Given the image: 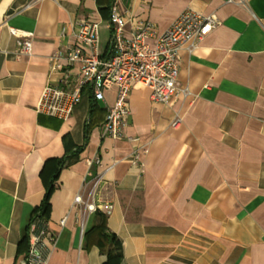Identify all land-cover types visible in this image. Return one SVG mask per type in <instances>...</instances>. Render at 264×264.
<instances>
[{"label": "crops", "instance_id": "obj_1", "mask_svg": "<svg viewBox=\"0 0 264 264\" xmlns=\"http://www.w3.org/2000/svg\"><path fill=\"white\" fill-rule=\"evenodd\" d=\"M100 6L0 0V264H22L34 211L59 169L50 264H106L110 235L121 264H264V0H115L129 31L149 21L161 34L186 9L222 22L191 55L181 53L179 82L191 96L154 105L149 89H134L119 139L103 136L117 87L98 102L84 91L67 121L36 110L59 78L50 57L72 44L80 20L105 24L108 50ZM10 28L34 34L30 57L18 55ZM97 175L99 213L75 203L78 195L87 201Z\"/></svg>", "mask_w": 264, "mask_h": 264}, {"label": "built area", "instance_id": "obj_2", "mask_svg": "<svg viewBox=\"0 0 264 264\" xmlns=\"http://www.w3.org/2000/svg\"><path fill=\"white\" fill-rule=\"evenodd\" d=\"M128 22L127 16L114 6L107 22L111 38L106 52L102 48L100 22L80 20L76 24L72 44L50 57V74L57 73L59 78L44 87L36 108L39 114L67 121L82 101L84 91L90 89L98 102L105 99L106 89L117 87V100L108 108L103 136L119 139L132 114L130 98L134 89H149L154 105H169L175 99L191 96L189 88L179 82L181 53L187 51L191 55L222 24L219 17L186 9L161 34L149 21H137L130 31ZM10 31L17 39L18 55L30 57L34 34L16 28ZM180 123L178 115L173 126ZM96 164H100L99 158ZM101 181L102 175H97L87 201L78 195L75 203L96 212L94 197ZM112 209L103 207L109 215ZM58 242L59 236L51 231L49 221L36 217L29 228V252L22 264H50Z\"/></svg>", "mask_w": 264, "mask_h": 264}, {"label": "trees", "instance_id": "obj_3", "mask_svg": "<svg viewBox=\"0 0 264 264\" xmlns=\"http://www.w3.org/2000/svg\"><path fill=\"white\" fill-rule=\"evenodd\" d=\"M114 2H115V0H106L105 4H101V0H98V4L101 5L100 6V12L102 14V17L105 20H109L110 13H111L112 7L114 5ZM83 148H84V146L83 147H79V148L76 149V151L74 153H70V154L66 155L65 158L59 159L58 160L59 166L63 167L65 165L69 164L72 160H75L76 157H78V155L81 153ZM59 174H60V169L58 170L57 175H55L51 179V181L46 184L45 197H44L41 205L37 209H35L32 222L34 221V219L36 217L44 218L46 220L49 217L50 210H51V202H50L51 201V196H52V194L55 191L56 181L58 179ZM96 212L99 213V210H97ZM99 227L101 228V227H103V225L99 226ZM110 241L112 243H111L110 251L108 253V262L106 264H113V263L121 264L122 256H121V244H120V241L118 240L116 235H110Z\"/></svg>", "mask_w": 264, "mask_h": 264}, {"label": "rangeland", "instance_id": "obj_4", "mask_svg": "<svg viewBox=\"0 0 264 264\" xmlns=\"http://www.w3.org/2000/svg\"><path fill=\"white\" fill-rule=\"evenodd\" d=\"M105 24H103L102 28H101V39H102V45L105 44L104 42L106 41L107 37H108V31H106L104 29Z\"/></svg>", "mask_w": 264, "mask_h": 264}]
</instances>
